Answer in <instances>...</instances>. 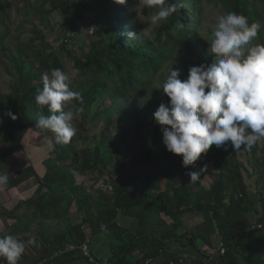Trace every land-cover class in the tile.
I'll use <instances>...</instances> for the list:
<instances>
[{
    "label": "trees",
    "instance_id": "16d2710c",
    "mask_svg": "<svg viewBox=\"0 0 264 264\" xmlns=\"http://www.w3.org/2000/svg\"><path fill=\"white\" fill-rule=\"evenodd\" d=\"M136 2L72 3L80 17L87 11L95 20L94 34H85L84 40L76 42L64 23L55 31L59 36L54 32L47 38L49 31L43 24L58 8L54 0H0V57L6 59L2 66L12 77L8 93L0 89V159H21L24 154L25 167L15 174L16 179L9 180L14 185L28 177L35 181L31 195L7 212L18 221L10 234L26 245L19 264L42 260V264H69L81 258L78 249L59 256H52V251L63 243H81L85 236L91 240L102 231L122 239L108 261L91 253L105 264H141L147 258L154 259L152 264H264V165L255 169L251 189L236 159L238 150L250 155L259 148L264 155V144L259 147L257 141L238 150L230 141L221 147L212 145L185 168L181 156L167 151L161 126L153 118L161 103L168 104L162 88L170 69H179L183 81L191 66L216 59L209 44L215 29L207 28L209 22L217 23L208 20L211 14L235 12L246 16L249 24L259 21L264 25V0H166L183 7L156 22L149 35L138 21ZM80 17L75 30L82 23ZM129 32L136 36L129 39ZM252 44H264V28ZM53 68L64 71L72 90L83 97V105L75 100L65 105V110L84 109L76 115L80 117L78 134L86 128L94 130L95 118L113 111L100 120L99 127L104 136L119 120L110 144L93 135V142L78 149L74 137L68 144H57L54 133L36 127L40 116L50 115L46 106L36 104L35 96L43 88V74ZM96 102L99 105L87 116ZM9 111L17 119L8 117ZM28 130L35 132V143L49 142L40 172L22 149ZM192 171L201 173L199 181H190L187 173ZM116 172L117 180L96 187L101 175ZM72 212L79 214V222L64 226L63 220ZM189 212L204 218L181 230L180 217ZM122 214L132 217L134 231L113 223ZM213 231L216 244L211 239ZM33 237L36 244H28ZM177 241L194 247L196 241L206 244L211 250L198 249L200 257L212 255L219 242L225 250L205 263H191L167 249ZM135 250L141 256L135 258Z\"/></svg>",
    "mask_w": 264,
    "mask_h": 264
},
{
    "label": "clouds",
    "instance_id": "9594fccd",
    "mask_svg": "<svg viewBox=\"0 0 264 264\" xmlns=\"http://www.w3.org/2000/svg\"><path fill=\"white\" fill-rule=\"evenodd\" d=\"M116 2L125 4L126 0ZM140 3L158 8L151 17L153 23L167 20L183 7L166 0ZM262 28L259 21L249 24L242 14L221 15L209 43L216 59L211 64L191 66L183 81L179 69H170L162 88L168 104L161 103L153 118L161 126L167 151L181 156L185 168L194 165L212 145L221 147L230 141L238 150L264 138V44H252ZM135 36L128 33L129 39ZM42 80L43 88L37 89L35 101L46 106L50 115L40 116L36 127L54 133L57 144H68L77 132L72 121L84 109L74 106L65 110V104L75 100L83 105V97L72 90L69 76L60 68L45 72ZM6 115L17 119L11 111ZM187 174L191 182L200 180V172ZM8 180L0 174V187ZM27 243L35 245L36 238ZM25 250V242L15 235H0V258L7 264H19Z\"/></svg>",
    "mask_w": 264,
    "mask_h": 264
},
{
    "label": "crops",
    "instance_id": "0c3cea01",
    "mask_svg": "<svg viewBox=\"0 0 264 264\" xmlns=\"http://www.w3.org/2000/svg\"><path fill=\"white\" fill-rule=\"evenodd\" d=\"M54 1H55V5H57L58 8H56L52 13L55 12L58 13L60 17V24L64 23L69 25L71 31L73 32L79 24L77 19L80 17L75 9L76 7H73V4L74 2H78L79 0L78 1L54 0ZM70 4L72 5L70 6ZM28 131L25 133L21 141L22 149L24 153H26L27 157L31 160V162H33L35 170L37 172H40L41 161H42L41 157L39 156L38 158L31 157L29 154H27V150H29V147L31 149V146L35 144V136H36L35 133H33L35 136L31 134L30 138L26 140L25 136L28 134ZM25 140H26V145L27 143L29 145L28 147L24 145ZM37 147H35V150ZM22 155L23 157H21V159L19 157L17 158L16 156L1 158L0 174L7 175L9 179H16L15 174L22 172L23 168L25 167L26 156L24 154ZM247 181L250 182V180ZM10 183H11L10 180H8V184ZM34 187H35V181L33 177L24 178L19 183H17V185L11 183L7 188L0 187V235L10 234L11 229L16 225H18L17 224L18 221L16 220V218L8 216L7 212L10 211L18 201L24 200L27 197H29L33 192ZM203 218L204 216L198 213H192V212L184 213L180 217V221L182 223L181 230H184L185 227H188L189 225L193 226L196 223H199L200 221H202ZM79 219H80L79 214L72 212L70 213L69 217L63 220V225L69 227L75 223H78ZM117 220L118 223L120 224V227L129 230L130 232L134 231L136 226L131 216L122 214L117 217ZM47 224L52 225L54 224V221H49L47 222ZM213 232L214 233L211 235V239L214 238L216 244L217 243L216 232L215 231ZM14 235L18 239H20L19 236H17L16 234ZM121 244H122V239L118 238L117 235L109 234L105 231H102L91 238L89 247L91 253H93L95 257H97L99 260L108 261L112 258L113 251L117 250L116 248L118 247V245ZM167 249L173 255L184 260L188 259L189 261H191V263H195V260H198L200 258V254L199 252H197L198 249L206 250V251L211 250V249L208 250L207 245L201 243L200 241L195 242V247L186 244V242L184 243L182 241L180 242L177 241L167 245ZM132 254L134 255L135 258H137L141 256V251L135 250L134 253ZM69 264H86V263L83 259L80 258L74 260Z\"/></svg>",
    "mask_w": 264,
    "mask_h": 264
},
{
    "label": "rangeland",
    "instance_id": "374dc122",
    "mask_svg": "<svg viewBox=\"0 0 264 264\" xmlns=\"http://www.w3.org/2000/svg\"><path fill=\"white\" fill-rule=\"evenodd\" d=\"M136 3L138 4L136 13L139 16L138 21L141 25L142 31L146 35H149L150 31L157 24V23H153L152 19H151V17L153 15H155L156 12L153 9V7H146L144 4L140 3V0H137ZM83 16L85 18H92L93 25H94L95 20H94L92 13L87 12V11H85V12L83 11L81 13V17H83ZM218 17L219 16H217L215 14V12H213L208 20L214 19V21L217 22ZM36 21H38V18H36ZM43 25L45 27H47V29L49 31V32H47V34H48L47 38L51 39L52 36L50 37V35L53 34L61 25L60 24V17L58 15V13L55 12V13L49 14V16L47 18V22H44ZM51 26H54L53 27L55 29V30L53 29L54 31H52L50 29ZM207 26H208L207 27L208 29H215V25L211 22H209V24ZM55 36L57 37L59 35L55 32ZM85 37H86L85 33L81 32V33L75 35L74 39L76 40V42H80L81 40H84ZM11 55L13 56V58L15 57V55H13L12 53H11ZM5 61H6L5 58L0 57V89H1L3 94L8 93L9 84L12 82V77L9 76V74L6 72V70L2 66V65H5ZM103 100H105V98ZM132 103H133V101L131 102V105L129 106V108L132 107V105H133ZM68 104H70V102L66 103L65 105H68ZM98 105H99L98 102H96L93 105L90 112H87L89 110L86 111L87 112L86 115L87 116L92 115L93 114L92 111H94L95 107H97ZM101 105H102V107L104 106L103 104H101ZM111 113H113V111L109 110L103 114V117H100V118L96 117L94 120V124H95L94 130H90V129L88 130V128H86L85 131H81V134H78V123H80V117L75 116L73 121H72L73 126L77 129L76 135L74 136V146L78 149H81L84 145H88L89 143L93 142V135H94L96 140H98L100 142H104V143H106V140H108L109 144H110V142L113 141L114 140L113 138L116 136V131H117L119 120L117 121V123L115 125L111 126L110 130L106 134H104V136H100V128L99 127L101 125L100 120H102V118L106 117L107 115H109ZM82 126H84V125H82ZM33 133H35V132L29 130L28 134L25 136L26 140H28L30 138V135ZM26 140H25L24 145H26ZM263 144H264V138H262L258 141L259 147L262 146ZM26 146L27 147L29 146L28 143ZM37 146H39V147H37ZM35 147H37L36 150H35ZM48 148H49V142H48V140H45L42 142L35 143L33 146H31V149L29 147V150H27V154H29L31 157H36V158H38V156L43 157L44 155H46ZM122 154L124 156L123 151H122ZM236 159L240 163V165L243 169V172L246 176V181L250 180V184H251L250 186L252 189L253 184H255L254 178H252V177H254V175H256L255 169L263 167V165H264V155H263L261 149L258 148L257 150L252 152V154H250V155L243 154L241 150H238ZM189 226L191 227V225H189ZM189 226L185 227L184 230L189 228ZM212 242H213V244H215L214 238H212Z\"/></svg>",
    "mask_w": 264,
    "mask_h": 264
},
{
    "label": "built area",
    "instance_id": "2783aa9c",
    "mask_svg": "<svg viewBox=\"0 0 264 264\" xmlns=\"http://www.w3.org/2000/svg\"><path fill=\"white\" fill-rule=\"evenodd\" d=\"M78 9H80V6H77ZM82 18V23L80 26L74 30L71 35H77L81 32L85 33L87 36H92L94 34V25L92 18H85L84 16ZM92 20V21H91ZM120 177L119 173H112V174H103L97 181L96 187H106L111 181H115ZM262 210V209H261ZM263 214H264V208H263ZM113 223L116 226L118 225V222L113 221ZM257 227H260L259 224H257ZM106 226L101 225L100 229L105 230ZM90 238L89 236H85L83 241L81 243H63L59 248L52 251V256H59L67 252H71L75 249H78L81 255V258L85 261L86 264H105L101 261L96 260L93 255L91 254L90 248ZM224 247L222 246V243H218V245L215 247V250L211 253L209 257L201 256L198 260H200L202 263H205L208 261V259L217 256L222 255L224 253ZM45 260H42L38 263H29V264H42ZM154 262V259L147 258L145 259L141 264H152ZM0 264H7L6 260L3 258H0ZM169 264H172L169 262Z\"/></svg>",
    "mask_w": 264,
    "mask_h": 264
}]
</instances>
